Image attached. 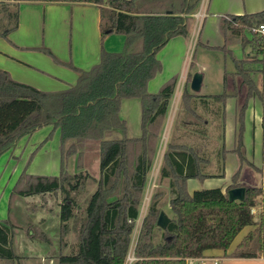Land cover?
<instances>
[{
  "label": "trees",
  "instance_id": "trees-1",
  "mask_svg": "<svg viewBox=\"0 0 264 264\" xmlns=\"http://www.w3.org/2000/svg\"><path fill=\"white\" fill-rule=\"evenodd\" d=\"M80 3L94 4L101 12L100 61L89 70L76 67L71 61L60 60L47 47L28 48L41 52L76 75V83L63 91L44 92L15 81L10 73L0 69V159L16 149L20 141L45 127H52L49 140L60 132V173L58 176L28 173L32 154L19 175L9 196V216L0 222V263L19 264L22 258L13 249L12 210L17 201L29 197H45L62 193L60 205V249L54 255L56 264H187L190 257H202L210 250H221L230 257H258L264 250V223L256 221L252 209L264 208V190L247 188L243 202L229 200L231 189L245 187L240 178L247 158L245 134L250 104L259 100L264 107V87L255 76L264 81V36L256 32L264 26V12L229 16L222 19V33L226 45L220 49L226 56L233 43L252 52L237 60L235 71H225L224 90L219 95L204 96L203 106L213 101L222 107L225 122L229 99L238 98L240 89L244 102L236 119V148L238 168L231 183L222 188L189 190V181L204 183L208 179L224 178L208 174L210 160L205 147L192 145L193 140L172 132L160 165V179L169 182V204L174 214L166 230L157 226L160 207L168 190L158 189L151 195L146 215L132 253L133 235L140 217L148 182L155 165L175 95L178 77L168 80L157 93L149 91V84L162 71L158 54L176 37L187 38L193 15L201 0H0V39L19 27L21 3ZM113 34L124 35L123 50L111 53L105 50V39ZM198 47L202 44L198 42ZM219 50V49H218ZM195 55L182 91L179 115L184 127L208 126L209 121L197 109L201 97L191 90L195 72ZM229 78L234 90L229 89ZM239 83V88L236 85ZM137 99L141 105V136L131 138L126 120L121 116L125 100ZM180 118L178 119L179 122ZM177 122V123H178ZM99 147L101 179L97 190L89 198L85 215L78 218L76 200L71 191L85 189L82 166L90 144ZM223 157L228 153L223 144ZM76 160L79 173L71 174L69 164ZM75 181V184H73ZM74 220L77 244L64 252L70 221ZM247 227H255L229 253L236 237ZM34 240L51 245L43 232ZM130 261V263H129Z\"/></svg>",
  "mask_w": 264,
  "mask_h": 264
},
{
  "label": "rangeland",
  "instance_id": "rangeland-1",
  "mask_svg": "<svg viewBox=\"0 0 264 264\" xmlns=\"http://www.w3.org/2000/svg\"><path fill=\"white\" fill-rule=\"evenodd\" d=\"M35 10L41 13V23H42V31L47 33L50 31H60L61 28L65 31V36H67L68 43L73 39H71V32L75 34L76 23L73 19L70 24H62L60 18L55 16V19L52 18L54 12H58L59 8L58 5L54 4H41L39 6H35ZM119 35V34H113ZM6 40V39H2ZM8 41V39L6 40ZM36 41V40H33ZM36 45L48 46L44 43L43 38L42 40H37L35 42ZM38 43V44H37ZM40 46V47H41ZM59 46V45H58ZM55 49V45H53ZM73 45L70 43L66 46L65 51L57 52L55 50V56L59 59H65V62L73 60L70 58V50H72ZM191 46L188 51L187 56V64L189 68V64L192 60L193 50ZM50 49V48H49ZM34 52V51H32ZM252 50L247 48L246 50H242L240 54H238L239 59H243L246 57V54H250ZM41 53V52H37ZM43 54V53H41ZM46 56V55H45ZM237 56V57H238ZM48 57V56H47ZM49 58V57H48ZM51 59V58H50ZM52 60V59H51ZM53 62V61H52ZM54 63V62H53ZM55 64V63H54ZM1 65V63H0ZM57 65V64H56ZM234 65V63H233ZM232 63H229L228 69ZM186 69V67H185ZM66 72H69V75L74 74V72L68 68L64 69ZM227 70V71H229ZM188 72V71H187ZM185 70L183 73L180 74L178 77V88L181 85V77L184 75ZM68 74V73H67ZM162 75V74H161ZM158 75L154 81L150 84V89L154 90L158 83L165 81V75ZM257 83L260 87H262L263 79L262 76L259 75L258 77L255 76ZM229 89L234 90L233 88V81L229 78ZM239 88V83L236 85ZM56 89V88H55ZM245 89H240V93L238 98H232L227 101L226 105V116L225 122H223V112L221 106L215 104L213 101H208L206 104L207 106H203L202 101L204 100V96L200 94L206 93V86L204 85L201 93L198 92L197 94L201 97L196 102L197 109L205 116V118L209 121L208 126L201 127V126H191V127H184L180 124L181 116L177 113V107L171 106L169 110V116L167 120V128L164 137L162 138L160 144L159 154L157 155V161L155 166L152 170V173L149 178L148 187L146 191V195L144 198V202L142 205V210L140 213V217L136 223V227L134 230L133 235V244H132V253L130 254L129 260L134 258L133 250L134 246L137 241V237L139 235V231L142 225L144 212H146L147 207L150 203L151 195L155 190L158 189H165L169 192V182L167 180H161L159 171H160V162L163 156L164 149L166 144L171 138L172 132L174 130L177 131L182 137L189 138L193 140L192 145H201L205 148V156L210 160V167H206V171L208 174L221 176L224 169L221 168L220 162L222 161V148L223 144L225 149H232V151L236 148V119L237 113L239 111L240 106L244 102V91ZM174 100V99H173ZM172 100V101H173ZM256 110L263 111V105L259 100H256ZM255 106L251 105L250 110L248 111L247 118H246V134H245V144H250L252 141V120H253V108ZM121 116L124 120H126L129 128V136L131 138H137L141 136V105L140 101L137 99L126 100L123 102ZM180 118L179 122L178 119ZM178 122V123H177ZM52 132V127H45L41 130H38L31 136L23 138L16 149L8 152L3 156L0 161V221L8 218L9 216V196L10 193L19 177L22 173L24 167L27 165L30 157L34 152H36L35 157L32 158L31 163L29 164L28 173L33 175H49V176H58L60 173V161H61V151H60V132L56 131L52 137L44 141ZM90 150L86 153L85 158L83 159V168H84V178L86 179L85 189L81 191H71V196L77 202V208L75 212L78 218H83L85 215V210L91 195L97 190L98 183L101 179L100 173V154H99V147L98 144L92 143L90 144ZM247 152V150H246ZM160 155V156H159ZM235 155V154H234ZM237 158V156L235 155ZM216 164V165H215ZM235 167V166H234ZM237 166L234 170L232 166L227 167V175L226 179L224 180L222 177L220 178H213L206 180L203 185L208 189L220 188L224 184V182L231 183V177L235 173ZM246 166L245 171L242 172V179L246 183H251L253 185L254 178L256 176L255 172L252 171V168ZM260 167V166H259ZM69 171L71 174H78V168L76 160L70 159L69 164ZM224 174V172H223ZM241 181V178H240ZM75 184V181H73ZM200 183L197 180H190V190L193 192L195 189H199ZM169 196L170 192L166 194L164 197L163 202L161 203L160 207L162 210L168 215L169 218H173L174 214L171 210L169 204ZM63 194L59 193L56 195H47L45 197L35 196L29 198H22L19 199L13 208L12 212L15 215L13 224L17 226L15 229L13 236V249L17 254H19L22 260L19 264H56L57 259L54 255L58 254L60 251V205L63 204ZM144 211V212H143ZM69 225V234L65 238L67 246L64 249V252H70L72 248L77 244L78 235L76 232L77 225L75 221L72 220L68 223ZM251 229L250 227L245 228L234 240L229 253L234 251L235 246L246 236L247 231ZM31 230V234L33 232L34 237H38L40 233L46 234L47 238L51 245H48L42 241L34 240L30 238L28 235L29 231ZM129 261V263H130ZM1 264V263H0Z\"/></svg>",
  "mask_w": 264,
  "mask_h": 264
},
{
  "label": "crops",
  "instance_id": "crops-1",
  "mask_svg": "<svg viewBox=\"0 0 264 264\" xmlns=\"http://www.w3.org/2000/svg\"><path fill=\"white\" fill-rule=\"evenodd\" d=\"M41 4L48 5L53 3H21L18 29L9 35L8 41L0 39V69L10 73L15 81L30 85L40 91H63L68 86L76 83L77 75L75 73L73 76L72 74L69 75V72H66L64 67L54 64L52 60L44 54L28 51L27 49L40 47L41 45H36L35 42H37V40H42V38L53 53H55V50L63 53L66 46L71 43L73 47L72 50H70V58L73 60V64L80 69L89 70L100 61L102 36L101 12L99 7L94 4H54L59 6V8H57L59 11L54 12L52 18L55 19V16H58L64 25L67 23L70 24L73 19L75 20V34L74 31L70 33L71 39L75 41L72 42L71 40L68 43L67 36H65V31L62 28L57 32L49 30L47 33H44L42 31L41 13L35 10V6ZM261 12H264V0H201L196 12L191 15L193 23L190 28L189 37H176L172 39L158 54V59L163 64V71L159 75L162 74L166 77H164L165 81L158 83L154 90L150 89L151 84H149L150 93H157L168 80L176 76L179 77L185 70L184 75L181 77L182 81L180 88H178L177 84L173 97L174 100L172 99L173 101H171L170 105L171 108V106H175L176 104L177 113H179L182 91L188 75L192 72L190 66L195 55L196 67L194 73L203 75L201 91L204 85L206 86V93L200 95L213 96L221 94L224 90L225 71L229 70V63H232L229 72L235 71L233 58L241 60L238 54L243 50L239 43H233L229 47L233 57L226 56V54L220 50L226 45V38L222 33V19L229 16L251 15ZM125 40L126 38L124 35H110L104 41V48L108 52L119 53L123 50ZM198 42L202 44V47H198ZM191 43V49H195L188 68L187 56ZM53 45L56 46L55 49L52 47ZM60 60L65 61V59ZM262 86L264 87V81ZM206 101L208 102V99H206ZM256 103L257 101L254 100L250 104V107L251 105L255 106L252 111V141L250 144H245L247 158L251 164L249 167L252 168L256 176H253V185L251 183H246L242 179V175L240 182L246 188L259 187L264 190V110L258 112L256 110ZM166 128L167 122L163 137L166 133ZM237 162L238 160L234 153H232V149H228V153L224 157L222 154V161L219 164L221 168L224 169V180L227 175V167L232 166L235 170ZM229 185L228 182H224L220 188L225 192ZM202 189L208 188L201 184L199 189H195L191 192L189 181V190L191 194ZM254 209L256 211L254 213L256 215V221L258 222L262 218L264 223V208L259 206ZM144 214L146 215V212H144ZM5 220L6 219L1 220L0 222H4ZM250 228L247 234L255 229V227ZM15 236L16 235H14V237ZM14 242L15 240L13 243ZM205 256L219 258L217 264H264V250L260 256L252 258L230 257L225 255L221 250H210L206 252ZM21 260L22 259H20V261ZM208 264L215 263L210 260Z\"/></svg>",
  "mask_w": 264,
  "mask_h": 264
},
{
  "label": "water",
  "instance_id": "water-1",
  "mask_svg": "<svg viewBox=\"0 0 264 264\" xmlns=\"http://www.w3.org/2000/svg\"><path fill=\"white\" fill-rule=\"evenodd\" d=\"M203 84V75L200 73H195L191 81V90L195 93L200 92ZM247 188L241 187L236 189H231L228 192L229 200L232 202H243L246 198ZM171 223V219L168 215L162 211L157 221V226L162 230H166Z\"/></svg>",
  "mask_w": 264,
  "mask_h": 264
},
{
  "label": "built area",
  "instance_id": "built-area-1",
  "mask_svg": "<svg viewBox=\"0 0 264 264\" xmlns=\"http://www.w3.org/2000/svg\"><path fill=\"white\" fill-rule=\"evenodd\" d=\"M12 1V0H10ZM256 32L264 36V26H260L258 29H256ZM256 211L255 209H252V213L254 214ZM212 260L214 261L215 264L219 262V258L216 257H207V256H202V257H190L187 259V264H208L209 261Z\"/></svg>",
  "mask_w": 264,
  "mask_h": 264
}]
</instances>
